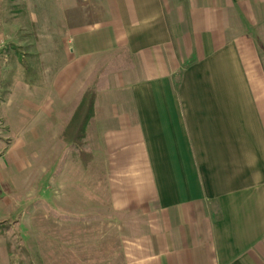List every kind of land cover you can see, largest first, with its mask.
<instances>
[{
    "label": "crops",
    "instance_id": "obj_1",
    "mask_svg": "<svg viewBox=\"0 0 264 264\" xmlns=\"http://www.w3.org/2000/svg\"><path fill=\"white\" fill-rule=\"evenodd\" d=\"M60 7L40 19L42 79L24 92L32 134L63 149L96 92L86 148L108 171L113 209L134 220L123 222L124 264H264V0Z\"/></svg>",
    "mask_w": 264,
    "mask_h": 264
},
{
    "label": "rangeland",
    "instance_id": "obj_2",
    "mask_svg": "<svg viewBox=\"0 0 264 264\" xmlns=\"http://www.w3.org/2000/svg\"><path fill=\"white\" fill-rule=\"evenodd\" d=\"M60 4L0 0V204L10 214L0 219V253L11 247L8 264H124L123 222L134 220L113 209L108 171L91 163L86 136L82 145L63 136L54 149L59 137L32 134L37 110L24 92L42 79L40 19L60 17Z\"/></svg>",
    "mask_w": 264,
    "mask_h": 264
},
{
    "label": "trees",
    "instance_id": "obj_3",
    "mask_svg": "<svg viewBox=\"0 0 264 264\" xmlns=\"http://www.w3.org/2000/svg\"><path fill=\"white\" fill-rule=\"evenodd\" d=\"M96 92L93 89H88L84 93L80 104L78 105L69 125L64 130V137L71 139L77 144L82 145L83 139L86 136V127L94 114V103ZM5 236L0 233V237ZM10 251V246H8Z\"/></svg>",
    "mask_w": 264,
    "mask_h": 264
},
{
    "label": "built area",
    "instance_id": "obj_4",
    "mask_svg": "<svg viewBox=\"0 0 264 264\" xmlns=\"http://www.w3.org/2000/svg\"><path fill=\"white\" fill-rule=\"evenodd\" d=\"M4 40L0 37V50L5 46Z\"/></svg>",
    "mask_w": 264,
    "mask_h": 264
}]
</instances>
